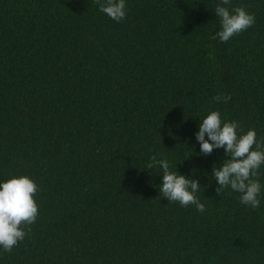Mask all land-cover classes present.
Segmentation results:
<instances>
[{
  "label": "trees",
  "instance_id": "obj_1",
  "mask_svg": "<svg viewBox=\"0 0 264 264\" xmlns=\"http://www.w3.org/2000/svg\"><path fill=\"white\" fill-rule=\"evenodd\" d=\"M218 4L126 0L117 22L95 0H0V182L39 189L0 264H264V165L252 208L217 194L225 151L195 139L210 110L264 139V0H231L255 23L226 43ZM152 155L199 181L204 212L161 196Z\"/></svg>",
  "mask_w": 264,
  "mask_h": 264
},
{
  "label": "clouds",
  "instance_id": "obj_2",
  "mask_svg": "<svg viewBox=\"0 0 264 264\" xmlns=\"http://www.w3.org/2000/svg\"><path fill=\"white\" fill-rule=\"evenodd\" d=\"M100 12L114 21L126 16V0H95ZM231 0H221L215 7V15L220 18L221 30L212 37L221 43L228 42L234 36L246 31L255 23V16L244 6L230 8ZM223 5V6H222ZM216 103H228L230 95L217 94ZM240 125L235 120H222L219 111L210 110L198 125L195 139L200 145V155L208 156L214 149L223 148L226 159L212 168V177L219 187L217 194L227 188L239 193L241 204L258 208L260 206L261 184L259 170L264 165V139L257 141L256 132L249 129L246 133L238 131ZM207 135V139L205 136ZM162 169L161 196L169 202H178L182 207L194 205L196 210L204 212L205 204L197 197L201 187L197 179L185 177L172 170L169 161L150 157L147 168ZM38 185L26 175L11 176L0 182V248L10 253L23 241L39 215L35 200Z\"/></svg>",
  "mask_w": 264,
  "mask_h": 264
}]
</instances>
